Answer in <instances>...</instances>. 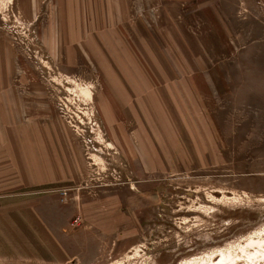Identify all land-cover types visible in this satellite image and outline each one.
<instances>
[{"label":"rangeland","instance_id":"obj_1","mask_svg":"<svg viewBox=\"0 0 264 264\" xmlns=\"http://www.w3.org/2000/svg\"><path fill=\"white\" fill-rule=\"evenodd\" d=\"M219 250L264 264V0H0V264Z\"/></svg>","mask_w":264,"mask_h":264},{"label":"bare ground","instance_id":"obj_2","mask_svg":"<svg viewBox=\"0 0 264 264\" xmlns=\"http://www.w3.org/2000/svg\"><path fill=\"white\" fill-rule=\"evenodd\" d=\"M219 251H220L221 257L218 260H210L209 264H227L229 261H234V258L230 253H226L224 250H219ZM258 253L261 254V252H258ZM262 254L264 255V252ZM249 256L253 259L257 257L258 255L256 252L254 254L250 253ZM203 262H205V260Z\"/></svg>","mask_w":264,"mask_h":264}]
</instances>
